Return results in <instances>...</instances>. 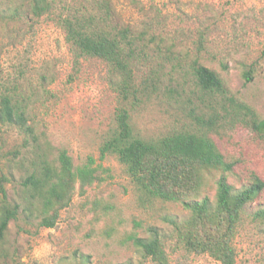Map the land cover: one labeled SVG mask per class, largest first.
<instances>
[{
  "label": "rangeland",
  "instance_id": "1",
  "mask_svg": "<svg viewBox=\"0 0 264 264\" xmlns=\"http://www.w3.org/2000/svg\"><path fill=\"white\" fill-rule=\"evenodd\" d=\"M49 1L51 11L36 17L26 0H0V12L21 8L11 18L0 13V91L27 97L35 134L26 141L19 128L0 124V176L10 177V200L20 202L21 182L32 161H39L36 154L55 160L66 149L76 165L92 156L99 179L84 195L77 190L54 227L27 218L22 207L0 245V264H155L132 240L150 236L154 227L164 236L171 264H222L188 251L179 240L177 227L189 210L144 195L115 155L101 158L100 147L119 106L129 109L145 137L194 125L197 114L216 115L212 134L235 163L229 181L240 189L255 173L264 180L262 138L225 113L220 101L229 104L227 98L202 91L192 70L195 59L216 70L229 96L264 117V0H112L115 23L130 27L137 39L138 91L125 93L122 76L113 79L107 62L78 58L66 40L59 15L85 0ZM247 70L253 72L250 81ZM215 194L213 188L212 199ZM263 207L264 190L243 215L235 238L237 264H264V217L258 215Z\"/></svg>",
  "mask_w": 264,
  "mask_h": 264
},
{
  "label": "trees",
  "instance_id": "2",
  "mask_svg": "<svg viewBox=\"0 0 264 264\" xmlns=\"http://www.w3.org/2000/svg\"><path fill=\"white\" fill-rule=\"evenodd\" d=\"M26 1L36 17L51 11L49 0ZM0 13L3 18H11L19 16L21 8H9ZM59 22L78 58L102 59L110 66L113 79L116 75L122 76V93L138 91L133 83L137 39L130 27L115 23L112 0H85L72 12L61 13ZM192 70L198 87L205 93L227 98L229 104L220 101L225 113L247 124L264 142V117L248 104L229 96V89L216 70L199 59L193 61ZM244 75L247 81L253 78L252 70L245 71ZM111 83L118 85L119 81ZM29 107L27 97L17 91H0V124L19 128L26 135V141L29 136H35L33 126L28 123ZM115 118V125L100 147L101 158L115 155L132 182L147 197L177 202L190 211L189 217L177 227L179 240L188 251L207 253L222 264H237L235 238L249 204L264 190V180L255 173L253 180L240 189L229 181L235 163L212 134L219 116L207 118L197 114L194 125L154 137H145L136 131L125 106L117 108ZM12 154L17 157L19 151ZM36 156L39 161H32V171H28L21 182L20 202L10 200L6 188L10 177L0 176V245L11 220L18 218L22 207L27 218L31 216L38 219L41 226L54 227L77 190L84 195L99 179L92 156L81 165L75 164L66 149H62L55 160L45 154ZM213 188L216 190L214 199L210 196ZM94 204L102 207L100 200ZM258 215L264 217V207ZM132 240L155 264H171L164 236L157 228H152L148 237L133 236Z\"/></svg>",
  "mask_w": 264,
  "mask_h": 264
}]
</instances>
